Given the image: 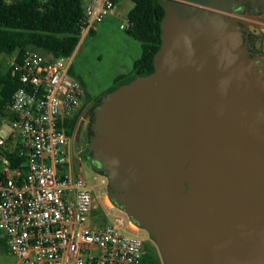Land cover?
Instances as JSON below:
<instances>
[{
	"label": "water",
	"instance_id": "1",
	"mask_svg": "<svg viewBox=\"0 0 264 264\" xmlns=\"http://www.w3.org/2000/svg\"><path fill=\"white\" fill-rule=\"evenodd\" d=\"M154 72L101 98L87 161L163 264H264V0H164Z\"/></svg>",
	"mask_w": 264,
	"mask_h": 264
},
{
	"label": "built area",
	"instance_id": "2",
	"mask_svg": "<svg viewBox=\"0 0 264 264\" xmlns=\"http://www.w3.org/2000/svg\"><path fill=\"white\" fill-rule=\"evenodd\" d=\"M120 1L84 0L82 38L99 32ZM119 28L126 32L132 24L126 18ZM261 30L264 35V25ZM71 63L72 57L33 50L9 58L20 88L1 118L0 238L15 264H141L149 236L70 167L66 123L79 114L84 96ZM9 138L22 142L25 174L2 154Z\"/></svg>",
	"mask_w": 264,
	"mask_h": 264
},
{
	"label": "trees",
	"instance_id": "3",
	"mask_svg": "<svg viewBox=\"0 0 264 264\" xmlns=\"http://www.w3.org/2000/svg\"><path fill=\"white\" fill-rule=\"evenodd\" d=\"M131 1L133 7L128 12L127 19L132 28L126 33L141 44L142 55L134 63L131 71L133 77L126 81L127 74L118 76L115 80L117 87L106 95L137 76L153 73L154 57L162 45L161 22L165 15L164 0ZM84 23V0H0V55L17 54L22 57L27 50H33L43 57L71 58L83 36ZM91 35L94 36L96 33ZM70 75L75 78L71 69ZM19 88V77L14 75L11 69L6 73L0 72V119L4 116L6 105ZM78 119L79 116H76L67 121L69 137L77 128ZM20 152L21 148H16L8 159L12 168H21L25 174L27 157L20 156ZM0 241L6 244L1 238ZM141 264L163 262L145 245Z\"/></svg>",
	"mask_w": 264,
	"mask_h": 264
},
{
	"label": "rangeland",
	"instance_id": "4",
	"mask_svg": "<svg viewBox=\"0 0 264 264\" xmlns=\"http://www.w3.org/2000/svg\"><path fill=\"white\" fill-rule=\"evenodd\" d=\"M120 5L123 21L118 19L110 22L107 21L100 26L99 32L96 35L81 38V43L72 56V75L75 79L82 82L87 90V96L89 95L88 98L90 99L100 98L117 87L118 84L116 85L115 80L118 76L127 74L128 78L126 81L132 78L131 71L134 63L142 55L141 44L130 38L125 31L119 29L120 23L125 21V17L133 7V3L131 0H122ZM246 20L263 26L264 13L258 16H250ZM9 58L10 56L0 55L1 73H6L10 69ZM82 118L84 120H81L73 135L70 137V148L74 147V151H79L76 150V147L80 145V149L86 154L85 158H87L90 141V118L86 115H83ZM85 164L80 172L82 177L91 183V185L95 186L97 190H100L103 197L106 194L108 195V179L98 172L91 170L86 160ZM95 221L98 223L101 222L99 217ZM146 247L161 259L154 241L148 239ZM15 263L16 259L10 253L7 244L0 241V264Z\"/></svg>",
	"mask_w": 264,
	"mask_h": 264
},
{
	"label": "flooded vegetation",
	"instance_id": "5",
	"mask_svg": "<svg viewBox=\"0 0 264 264\" xmlns=\"http://www.w3.org/2000/svg\"><path fill=\"white\" fill-rule=\"evenodd\" d=\"M247 17L250 18V16H247ZM240 22L242 23V25L246 29L245 32H244V48L246 49L247 53L249 54V56L251 58L262 56L263 55V50H264V35L262 34V30H261L262 26L257 24V23H253L250 20H248V22L240 20ZM82 86H83V89H84V96L82 98L80 112L77 115V116H79L77 126L80 124L81 120H84L82 118L83 115L88 116L90 118L89 134H90V137H91L92 136L91 135L92 132L90 130V126H91V122H92V112H93L94 108L96 107V105H97L98 101L100 100V98H94V99L88 98L89 95L87 96V90H86V88H85V86L83 84H82ZM76 150H79V152H80L79 156L82 157L83 166H84L85 160H86L87 164L91 167V165L87 161V158H85L86 154L83 153L82 149H80V145H78L76 147ZM89 153H90V149H89ZM89 153H88V155H89ZM72 168H79V165H78V163L76 161L72 162ZM91 170H93L92 167H91Z\"/></svg>",
	"mask_w": 264,
	"mask_h": 264
},
{
	"label": "crops",
	"instance_id": "6",
	"mask_svg": "<svg viewBox=\"0 0 264 264\" xmlns=\"http://www.w3.org/2000/svg\"><path fill=\"white\" fill-rule=\"evenodd\" d=\"M121 2V1H120ZM120 2L118 3V9H117V12H116V14L114 15V16H111V17H108L106 20H105V22H107V21H113L114 19H118V20H122L123 21V17H121V5H120ZM128 14V13H127ZM127 18V15H126V17H125V19ZM121 21V22H122ZM104 22V23H105ZM103 23V24H104ZM120 29V28H119ZM80 43H81V41H80ZM80 43H79V45H80ZM78 45V46H79ZM78 48V47H77ZM1 127H2V123H1V119H0V129H1ZM22 145V142H21V140L19 139V138H16V139H14V138H9V140L6 142V145L4 146V148L2 149V154H3V156L5 157V158H7L8 159V156L9 155H11V153H13L15 150H16V148H20V147H22L21 146ZM69 151H70V167H71V169H72V171H73V173L75 174V175H81V171H82V168L84 167L83 166V164H82V157L81 156H79V151H74V147H71L70 149H69ZM73 161H76L77 163H78V165H79V168H72V162ZM2 169V166H1V164H0V170Z\"/></svg>",
	"mask_w": 264,
	"mask_h": 264
}]
</instances>
